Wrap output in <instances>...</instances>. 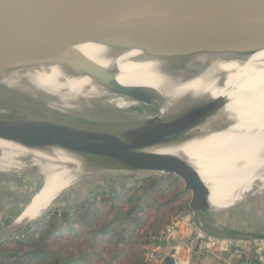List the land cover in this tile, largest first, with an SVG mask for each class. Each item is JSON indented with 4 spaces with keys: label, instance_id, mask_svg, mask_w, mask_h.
Wrapping results in <instances>:
<instances>
[{
    "label": "bare ground",
    "instance_id": "bare-ground-1",
    "mask_svg": "<svg viewBox=\"0 0 264 264\" xmlns=\"http://www.w3.org/2000/svg\"><path fill=\"white\" fill-rule=\"evenodd\" d=\"M73 47L89 61L0 65V119L53 125L75 136L92 129L91 133L110 138L135 132L172 139L170 144L149 151L179 156L202 175L215 227L239 228L236 215L243 210L246 228L264 234V50L246 55L159 57L143 48L124 49L102 41ZM60 71L70 73L59 76ZM176 77L203 82L200 88L223 103V108L229 106L212 137L218 139L217 143L209 141L201 148L179 136L205 117L215 116L204 107L201 97L164 114L163 97L153 88L134 85L130 87H138L136 92H121L138 81ZM111 82L118 84L109 86ZM117 97L154 107L159 113L146 116L129 110L117 102ZM222 154H233L229 165L217 159ZM84 166L81 158L62 150L27 149L0 140V177L23 172L36 188L32 193L39 194L14 223L0 230V238L44 216L62 195H69V188L88 179L91 174L84 171Z\"/></svg>",
    "mask_w": 264,
    "mask_h": 264
},
{
    "label": "water",
    "instance_id": "water-1",
    "mask_svg": "<svg viewBox=\"0 0 264 264\" xmlns=\"http://www.w3.org/2000/svg\"><path fill=\"white\" fill-rule=\"evenodd\" d=\"M88 41L143 48L159 57L253 54L264 50V0H0V65L86 63L73 44ZM86 130L75 136L53 125L0 119V140L62 150L81 158L85 169L175 176L190 196L186 213L203 231L201 217L210 208L202 175L179 156L149 151L172 139L135 132L110 138ZM218 236L231 240V252L236 241H264L258 232ZM173 253L164 264H174Z\"/></svg>",
    "mask_w": 264,
    "mask_h": 264
},
{
    "label": "trees",
    "instance_id": "trees-1",
    "mask_svg": "<svg viewBox=\"0 0 264 264\" xmlns=\"http://www.w3.org/2000/svg\"><path fill=\"white\" fill-rule=\"evenodd\" d=\"M187 194L175 176L154 174L69 210L53 208L23 237L0 243V264H148L149 244L183 210L177 204Z\"/></svg>",
    "mask_w": 264,
    "mask_h": 264
},
{
    "label": "rangeland",
    "instance_id": "rangeland-1",
    "mask_svg": "<svg viewBox=\"0 0 264 264\" xmlns=\"http://www.w3.org/2000/svg\"><path fill=\"white\" fill-rule=\"evenodd\" d=\"M69 73L70 71H65V72L60 71L57 73V75L65 76V74H69ZM162 80L163 81L165 80L166 83H164ZM199 83H203V82L196 81L192 78H187V77L184 78L176 77V78H171L170 80H167L165 78H157V79L154 78L151 80L131 83L126 88L134 85L153 88L159 96L161 95L163 97V105L161 111L164 114L173 113L177 111L180 107H183L184 104H189L192 101L196 100L198 97H201L203 99L204 107L207 109V111L214 112L215 116L208 118L205 117L202 120V122L192 126L186 134L183 135L175 134V135L177 136L179 135L183 139L195 143L199 147L203 148L205 145H207L209 141L212 142L218 141V139H215L214 141L212 137L216 136L215 133L221 124V120L223 116L227 113L229 106L226 104V106H224L223 108L224 104L220 103L217 99H214L209 92L200 88ZM117 84L118 83L115 82L108 83L109 86L110 85L114 86ZM117 98L119 100L117 102L129 110H134L146 116H153L159 113L154 107L140 105L138 103L129 100L126 97L125 98L117 97ZM218 144H220V142ZM210 145L214 148L212 144ZM231 155L233 154H222L218 156L217 159L221 162V164L229 165L232 162ZM24 167L25 170H28L29 168V166L25 164ZM83 169L87 173L89 172L91 174L90 177L88 179L80 181L77 184V187L69 188L68 190L69 195L67 194L62 195V197H60L57 200V202L51 209L63 207L64 209L69 210L70 207H72L74 204L79 203L81 201L83 202V201L91 200L95 196L99 195L100 192L112 193V192L120 191L125 187L134 186L138 180V179L135 180V184H126L128 181L138 177V174L133 172H129V173L109 172L106 174H102L99 172V170H91L85 168ZM13 175H11L12 179L10 176L5 178L0 177V230L6 227L8 224L14 223L16 217L26 209L30 208L34 204L35 200L39 197L38 193L36 192L34 194L32 193L33 191L36 190V188L33 184H31L32 182H30L27 179V177L23 172L19 174L20 177L18 174H13ZM189 197H190L189 194H187L186 197L187 205H186V201L185 203L180 202L177 204V206L184 208L183 210L177 212L173 216L171 221H173L183 213H186V211L188 210ZM39 217L40 216L38 215L30 220L37 219ZM236 219H237V224H240L239 228L237 227L230 229L228 228L219 229L215 227L216 221L214 215L208 211L207 213L202 214L201 217V224L204 228L202 232L203 233L205 232L204 234H206L207 236H218V235L226 236L237 232L239 233L254 232L246 228L247 218L243 210L237 213ZM37 221H39V219L35 220L31 224H28L19 230H16L11 234L10 238L13 237L16 238L15 236L17 234L25 231L27 227L34 225L35 223H37ZM189 223L192 225L194 222L191 221ZM191 228L193 233L196 230L201 231L199 226L196 225L195 223L194 226L193 225L191 226ZM1 242L2 241H0V243ZM247 243H250L251 245V243L253 242L250 241ZM255 243L257 244L259 243V241Z\"/></svg>",
    "mask_w": 264,
    "mask_h": 264
},
{
    "label": "built area",
    "instance_id": "built-area-1",
    "mask_svg": "<svg viewBox=\"0 0 264 264\" xmlns=\"http://www.w3.org/2000/svg\"><path fill=\"white\" fill-rule=\"evenodd\" d=\"M138 177L128 181L126 184H135ZM193 221L190 214L183 213L174 219L166 228L149 244L145 253V258L148 264H163L164 258L171 255L173 259L178 256V252L182 247H187L189 250V261H201L202 259L211 256L216 261L222 264H254V261L264 264V248L258 247L254 249L253 243L250 241H236L235 249L230 251L229 246L231 240L221 236H207L202 231L192 232L189 222ZM196 232V233H195ZM24 231L17 234L16 238H21ZM175 240L174 246L170 245V241ZM256 244V243H255ZM165 245V246H164ZM251 246V247H250Z\"/></svg>",
    "mask_w": 264,
    "mask_h": 264
},
{
    "label": "crops",
    "instance_id": "crops-1",
    "mask_svg": "<svg viewBox=\"0 0 264 264\" xmlns=\"http://www.w3.org/2000/svg\"><path fill=\"white\" fill-rule=\"evenodd\" d=\"M254 249H257L258 247L264 248V241H259V243L255 244L253 243ZM165 246V245H164ZM189 250L187 247H182L180 251L178 252V256L174 258V264H222L216 261L211 256H208L201 261H189L188 258ZM164 264V263H163ZM254 264H256V261H254ZM257 264H260L257 262Z\"/></svg>",
    "mask_w": 264,
    "mask_h": 264
}]
</instances>
